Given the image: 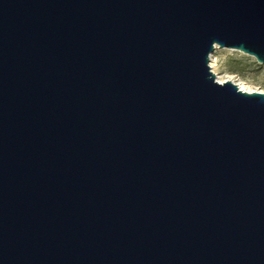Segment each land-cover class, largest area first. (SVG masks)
I'll return each instance as SVG.
<instances>
[{
    "label": "water",
    "instance_id": "1",
    "mask_svg": "<svg viewBox=\"0 0 264 264\" xmlns=\"http://www.w3.org/2000/svg\"><path fill=\"white\" fill-rule=\"evenodd\" d=\"M264 0H0V264H264Z\"/></svg>",
    "mask_w": 264,
    "mask_h": 264
},
{
    "label": "rangeland",
    "instance_id": "2",
    "mask_svg": "<svg viewBox=\"0 0 264 264\" xmlns=\"http://www.w3.org/2000/svg\"><path fill=\"white\" fill-rule=\"evenodd\" d=\"M215 72L222 82H233L248 93L264 94V65L238 51L217 49Z\"/></svg>",
    "mask_w": 264,
    "mask_h": 264
},
{
    "label": "bare ground",
    "instance_id": "3",
    "mask_svg": "<svg viewBox=\"0 0 264 264\" xmlns=\"http://www.w3.org/2000/svg\"><path fill=\"white\" fill-rule=\"evenodd\" d=\"M210 67H211V69H212V72L216 75L218 82H220V83H224V82H222V81L219 79L218 75H217L216 72H215L216 65H215V61H214V56H212V61H211ZM239 87H240V86H239ZM240 89L244 91V89H243L242 87H240Z\"/></svg>",
    "mask_w": 264,
    "mask_h": 264
}]
</instances>
